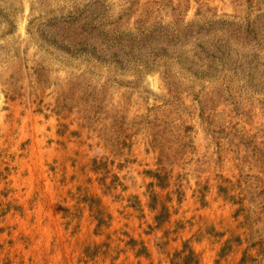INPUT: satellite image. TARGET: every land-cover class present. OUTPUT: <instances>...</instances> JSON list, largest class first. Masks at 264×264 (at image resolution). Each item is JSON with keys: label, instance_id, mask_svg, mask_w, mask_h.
Segmentation results:
<instances>
[{"label": "rangeland", "instance_id": "1", "mask_svg": "<svg viewBox=\"0 0 264 264\" xmlns=\"http://www.w3.org/2000/svg\"><path fill=\"white\" fill-rule=\"evenodd\" d=\"M0 264H264V0H0Z\"/></svg>", "mask_w": 264, "mask_h": 264}]
</instances>
